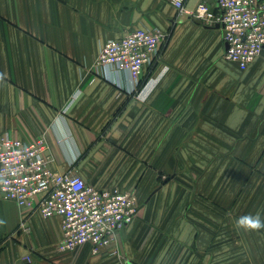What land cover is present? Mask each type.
<instances>
[{"label": "crops", "instance_id": "0c3cea01", "mask_svg": "<svg viewBox=\"0 0 264 264\" xmlns=\"http://www.w3.org/2000/svg\"><path fill=\"white\" fill-rule=\"evenodd\" d=\"M141 29L169 38L133 92L94 65ZM225 50L171 0H0V138H43L54 172L140 206L111 246L61 252V217L0 195V264H264V229L236 227L264 219V51L241 71Z\"/></svg>", "mask_w": 264, "mask_h": 264}, {"label": "built area", "instance_id": "2783aa9c", "mask_svg": "<svg viewBox=\"0 0 264 264\" xmlns=\"http://www.w3.org/2000/svg\"><path fill=\"white\" fill-rule=\"evenodd\" d=\"M187 0H171L180 17L195 19L222 32L224 59L247 71L264 51V0H217L200 3L194 11ZM167 34L137 30L106 43L96 60V73H125L132 91L142 86L143 74L159 60ZM43 138L27 143L8 135L0 138V195L20 208L45 218L63 219L59 251L90 246L94 254L111 246L137 217L140 206L134 193L99 190L73 172L50 168Z\"/></svg>", "mask_w": 264, "mask_h": 264}, {"label": "clouds", "instance_id": "9594fccd", "mask_svg": "<svg viewBox=\"0 0 264 264\" xmlns=\"http://www.w3.org/2000/svg\"><path fill=\"white\" fill-rule=\"evenodd\" d=\"M236 227L245 231H259L264 229V219L259 213L247 214L236 220Z\"/></svg>", "mask_w": 264, "mask_h": 264}, {"label": "rangeland", "instance_id": "374dc122", "mask_svg": "<svg viewBox=\"0 0 264 264\" xmlns=\"http://www.w3.org/2000/svg\"><path fill=\"white\" fill-rule=\"evenodd\" d=\"M168 38H169V36L167 37V40H168ZM164 47V46H163ZM162 50H163V48H162ZM161 56V55H160ZM98 59V58H97ZM96 59V60H97ZM95 68H96V61H95ZM94 68V70L96 71V69ZM183 169V168H182ZM184 169H187L188 171H190L191 170V168H190V166L188 165L187 167H184ZM201 198H203V199H205V201H209V199H211V197H201V196H184V199L187 201V205L188 206H190L191 204V202L193 203L194 201H195V199H201ZM186 201H185V203H186Z\"/></svg>", "mask_w": 264, "mask_h": 264}, {"label": "water", "instance_id": "95a60500", "mask_svg": "<svg viewBox=\"0 0 264 264\" xmlns=\"http://www.w3.org/2000/svg\"><path fill=\"white\" fill-rule=\"evenodd\" d=\"M217 29H218V27H217Z\"/></svg>", "mask_w": 264, "mask_h": 264}]
</instances>
